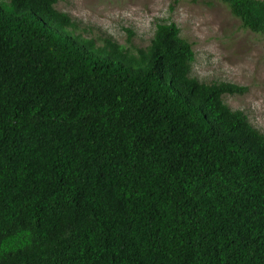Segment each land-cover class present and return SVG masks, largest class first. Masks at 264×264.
<instances>
[{
  "label": "trees",
  "instance_id": "trees-1",
  "mask_svg": "<svg viewBox=\"0 0 264 264\" xmlns=\"http://www.w3.org/2000/svg\"><path fill=\"white\" fill-rule=\"evenodd\" d=\"M60 1L0 0V264H264L246 88L194 76L173 22L98 45ZM221 1L264 35L263 0Z\"/></svg>",
  "mask_w": 264,
  "mask_h": 264
},
{
  "label": "rangeland",
  "instance_id": "rangeland-1",
  "mask_svg": "<svg viewBox=\"0 0 264 264\" xmlns=\"http://www.w3.org/2000/svg\"><path fill=\"white\" fill-rule=\"evenodd\" d=\"M56 7L72 16L83 37L99 45L110 36L132 50L149 45L157 23H175L192 44V74L245 87L224 102L264 133V35L244 28L221 0H62ZM127 29L134 32L131 43Z\"/></svg>",
  "mask_w": 264,
  "mask_h": 264
}]
</instances>
